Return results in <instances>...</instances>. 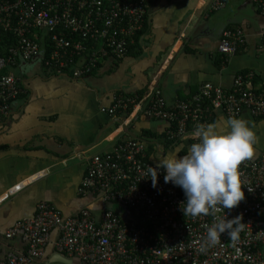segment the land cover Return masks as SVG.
I'll return each mask as SVG.
<instances>
[{
    "label": "built area",
    "instance_id": "built-area-1",
    "mask_svg": "<svg viewBox=\"0 0 264 264\" xmlns=\"http://www.w3.org/2000/svg\"><path fill=\"white\" fill-rule=\"evenodd\" d=\"M149 1L0 0V43L8 44L5 50L0 48V123L23 93L16 75L21 63L42 62L58 73L69 68L73 78H83L105 58L125 56L132 37L143 26ZM253 2L264 17V0ZM225 4L226 0H212L209 9L217 11ZM41 29L54 31L51 37L56 43L46 60L36 39ZM243 42L242 29H225L218 51L229 57ZM258 50L264 56V31ZM254 77L251 70L237 72L229 89L204 82L188 99L172 104L153 88L145 97L134 94L117 99L107 112L113 115L117 109L137 104L148 117L167 123L165 134L170 140L184 137L190 141L195 126L207 124L218 113L232 119L247 109L253 118H264V92L252 86ZM194 142L195 137L189 143ZM147 166L155 167L156 162L146 157L145 143L130 138L92 155L77 191L94 194L101 207L63 215L52 204L40 201L32 217L14 222L4 233L6 240L19 238L26 252L0 248V264H38L49 243L55 254L72 264H264V151L239 165L244 199L225 210L227 219L240 217L238 241L233 243L223 233L221 242L204 252L198 249L206 226L215 222L213 217H184L182 190L164 182L162 169L154 188L146 175ZM107 203L134 212L120 216ZM140 211L150 221L148 226L139 218Z\"/></svg>",
    "mask_w": 264,
    "mask_h": 264
},
{
    "label": "crops",
    "instance_id": "crops-1",
    "mask_svg": "<svg viewBox=\"0 0 264 264\" xmlns=\"http://www.w3.org/2000/svg\"><path fill=\"white\" fill-rule=\"evenodd\" d=\"M211 1L150 0L149 27L140 41L141 53L117 61L103 60L83 78L65 73L45 78L38 61L17 67L23 93L0 123L2 252H23L25 244L19 238L6 240L4 233L14 222L32 217L40 201L52 204L63 215H73L84 207H101L94 194H79L77 188L92 155L110 150L126 138L133 139L122 127L144 141L140 142L153 143L155 155L148 157L151 161L157 163L174 148L165 147L162 137L148 141L140 136L142 130L161 135L167 123L148 117L137 104L110 115L107 109L117 99L134 94L145 97L158 88L172 104L190 97L204 82L229 89L234 75L242 70L253 71L252 86L264 92V56L258 50L264 17L253 0H226L217 11H210ZM237 27L244 32V46L223 63L218 52L222 31ZM237 118L253 131V156L259 155L264 151V118L256 120L247 109ZM228 120L218 113L211 124L226 131ZM186 144L185 149L190 145ZM178 145L181 151L183 147ZM107 207L120 216L125 214L118 204L107 203ZM45 254L38 264L57 263L50 262L55 255L51 243Z\"/></svg>",
    "mask_w": 264,
    "mask_h": 264
},
{
    "label": "clouds",
    "instance_id": "clouds-1",
    "mask_svg": "<svg viewBox=\"0 0 264 264\" xmlns=\"http://www.w3.org/2000/svg\"><path fill=\"white\" fill-rule=\"evenodd\" d=\"M192 135L196 142L189 143L186 154L164 155L155 167L147 166L146 175L155 188L158 171L162 169L164 182H171L182 190L185 200L180 210L184 217H213L215 222L206 226V236L198 249L204 252L218 245L223 233L233 243L239 239L240 217L227 219L225 210H231L244 199L239 165L253 156L256 140L246 121L240 118L228 120L226 131L216 130L214 124H199ZM217 213L223 215L217 216Z\"/></svg>",
    "mask_w": 264,
    "mask_h": 264
},
{
    "label": "trees",
    "instance_id": "trees-1",
    "mask_svg": "<svg viewBox=\"0 0 264 264\" xmlns=\"http://www.w3.org/2000/svg\"><path fill=\"white\" fill-rule=\"evenodd\" d=\"M253 5H254V2H253ZM254 7H255V5H254ZM147 9H148V7H147ZM147 19L148 18L146 16L145 19H144V23H143L142 28L138 32H136L135 35L132 37V43L131 42L129 43V45L127 47V50L125 52V55H131V54L132 55H139L141 53L140 41L142 40V37L144 36V34L146 33V31L148 30V27H149V24H148V20ZM53 33H54V31H46L45 32L43 29H41L36 34V39L38 41H40V46L43 49L44 59L45 60L46 59H49L50 54L53 53L54 50L56 49V43L52 40V37H51V35ZM13 43H14V41L12 40V44ZM7 46H8V44H6L4 42H1L0 43V48L2 50H5L7 48ZM243 46L238 48L237 53L242 50ZM221 57H222L223 63H227V60L228 59L226 57H224L223 55H221ZM106 59H112L114 61H117L118 60L117 58H114V57H112V58L111 57L110 58L107 57V58H105V60ZM40 66L42 67L41 68L42 71H43L42 73H43V75H44L45 78H49V77H53V76H58L59 74H62V73H65L68 77H72L73 78L72 70L69 69V68H63L62 69V73H58L55 69H53V67H51L49 69L47 67H44L42 62L40 64ZM94 71H95V69H94ZM244 71H247V70H242V72H244ZM259 90H261V89H259ZM188 98L189 97H187L186 99H188ZM186 99H184V100H186ZM216 116H217V114L216 115H213L212 118L208 120V124H211V123L215 122ZM255 119L256 120H259V119H262V118H255ZM140 136L142 138L144 137L148 141L149 140H152V139L153 140H159L158 138L159 137H162L163 140H164V142H165V147H168V146L169 147L170 146H176L180 142H182L183 140H186V141L188 140L189 141L188 138L186 139L184 137L183 138H180V139L170 140L166 136L165 131L160 135V134H156V133H153L151 131H148V130H142V133L140 134ZM192 139H194V137L193 138H190V141L189 142H191ZM145 145H146V157L148 158L151 154L155 155V149L153 147V143H149L148 142V144H145ZM186 152H187V150L185 148H182L181 151H180V153H182L183 155L186 154ZM123 209L125 210V214L126 213H129L130 214V213L134 212V210L132 208L123 207ZM122 216H124V215H122ZM138 216H139V218L141 220H146V222H144L143 224H145L147 226L149 225L148 223L150 221L148 219H146L145 214L142 211L139 212V215ZM26 249H27V247L24 245L23 253L26 252ZM45 256H46V254H45Z\"/></svg>",
    "mask_w": 264,
    "mask_h": 264
},
{
    "label": "water",
    "instance_id": "water-1",
    "mask_svg": "<svg viewBox=\"0 0 264 264\" xmlns=\"http://www.w3.org/2000/svg\"><path fill=\"white\" fill-rule=\"evenodd\" d=\"M117 123L122 124V121L120 119H114ZM122 129L125 131V133H127V135L133 139L139 140L141 141L142 139L136 135H134L133 133H131L128 129H126L125 127H122ZM105 128H103L98 136L101 134L102 131H104ZM143 141V140H142ZM144 142V141H143ZM50 262H57L60 264H72V261L70 259L64 258L62 255L60 254H55L54 256L51 257Z\"/></svg>",
    "mask_w": 264,
    "mask_h": 264
},
{
    "label": "rangeland",
    "instance_id": "rangeland-1",
    "mask_svg": "<svg viewBox=\"0 0 264 264\" xmlns=\"http://www.w3.org/2000/svg\"><path fill=\"white\" fill-rule=\"evenodd\" d=\"M24 64H25V63H21V65H24ZM179 144H181L183 148H184L185 146H188V145L186 144V140L180 142ZM184 144H185V146H183ZM177 148L180 149V146H179V145L174 146V148H173L170 152H167L165 155L171 156V155H173V154H177L178 156H182L183 154L180 153V150H178ZM176 149H177L178 152H175ZM187 149H188V148H187ZM187 149H186V150H187ZM174 152H175V153H174ZM163 157H164V156H163ZM163 157H160V158L163 159Z\"/></svg>",
    "mask_w": 264,
    "mask_h": 264
}]
</instances>
